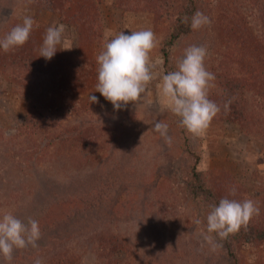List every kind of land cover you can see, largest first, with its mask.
I'll return each instance as SVG.
<instances>
[{
  "label": "rangeland",
  "instance_id": "1",
  "mask_svg": "<svg viewBox=\"0 0 264 264\" xmlns=\"http://www.w3.org/2000/svg\"><path fill=\"white\" fill-rule=\"evenodd\" d=\"M187 1L0 0V39L31 16L38 25L30 34L35 54L54 23L66 26L58 48H69L51 60L41 56L43 73L32 69L38 82L55 70L52 99L65 92L70 109L44 128L27 126L28 116H37L27 108L32 94L44 101L48 92L17 83L18 69L0 71V215L36 219L42 232L39 247L17 250L11 264L36 258L43 264H264V238L239 246L213 233L215 249L204 241L209 205L190 191L196 165L219 199L233 186L236 195L229 198L252 199L260 213L244 232H264V0H192L188 17L199 10L211 24L191 29L169 49L174 70L187 46L208 49L205 66L216 77L209 99L221 112L202 136L180 126L157 88L165 74L163 41ZM145 28L157 40L150 53L157 79L139 103L114 110L95 91L96 56L110 34ZM89 95L98 102L90 103ZM157 121L168 125L170 144L153 131ZM70 201L74 208L60 210ZM0 264H6L2 257Z\"/></svg>",
  "mask_w": 264,
  "mask_h": 264
},
{
  "label": "clouds",
  "instance_id": "2",
  "mask_svg": "<svg viewBox=\"0 0 264 264\" xmlns=\"http://www.w3.org/2000/svg\"><path fill=\"white\" fill-rule=\"evenodd\" d=\"M182 22L190 24L192 30H199L211 24L210 18L197 10L189 18L184 16ZM38 25L31 16H25L21 24H17L0 39V49L5 53L23 46L29 39L33 27ZM64 24L54 23L49 26L43 36L39 48V56L51 60L59 47L65 43ZM155 33L150 28L136 31H125L110 34L101 51L96 56L97 83L95 91L105 100L111 102L114 110H120L130 102L141 101L148 86L157 79L154 72L155 64L150 53L156 47ZM208 49L204 45L191 44L184 48L182 57L177 61L175 70L167 71L159 77L157 88L159 97L179 117L182 128L194 135H204L212 120L221 112V106L209 99V89L214 87L215 74L208 71L205 59ZM90 103H97V97L89 95ZM232 100L223 104L225 112L230 110ZM153 131L160 134L165 142L170 144L172 138L168 134V125L157 121ZM236 187L230 189L229 196L222 197L218 204L209 205V211L204 222L206 231L202 233L203 240L216 244L215 234L220 240L238 233L246 228L254 215H259L260 208L252 199L236 200L229 198L236 195ZM194 223L200 225L197 218ZM42 232L38 220L28 217L22 220L12 212L0 215V257L6 264H11L14 254L20 249H37ZM34 264H43L36 258Z\"/></svg>",
  "mask_w": 264,
  "mask_h": 264
},
{
  "label": "trees",
  "instance_id": "3",
  "mask_svg": "<svg viewBox=\"0 0 264 264\" xmlns=\"http://www.w3.org/2000/svg\"><path fill=\"white\" fill-rule=\"evenodd\" d=\"M191 1L192 0H188L186 5L184 6V9L182 10V12H178L179 14L177 16L176 23H175L173 29L167 35V37H165V39L163 41L162 48H161L160 52H161L162 57H163V67L165 69V74L167 71L174 70V66L170 64V60H169V56H168L169 49L178 41V39L181 36L187 35L188 33L191 32L190 24H185L182 22V18L184 16H188L190 14V11H189L190 7L189 6L192 5ZM263 12H264V10H263ZM260 17H263V16L261 15ZM263 23H264V21H263ZM9 31L10 30L7 29L4 36ZM79 36H80V34H79ZM35 51L36 50H34V42H33V39L31 38V36L29 37L28 41L23 46L16 47L7 53H5L2 49H0V71L6 72L10 69H18L20 71L18 72L17 78H15V80H17V83H18V81H20L24 85V87H26V89L29 91L34 90V87L37 86L38 88L40 87V88L44 89V91L48 92V94H49L48 97L51 98L49 100H48V98L45 97L44 101H42L41 100V98H43L42 96H41L40 100H38L35 98V95L32 94V96H30L29 101H28L27 114L28 115H37V116H36V119L28 116L26 124H27V126L41 129V128H44L47 125H49L51 122L56 121L57 119H61V116H63L64 112H69L70 109L68 108L69 105L67 104L68 100L66 98L65 92H62L63 89L61 90V92L64 94L60 93L57 95V97H54L56 99H52L53 96H56L52 93V91L57 85L54 83L55 81L52 79L53 76L51 75L55 70L49 72L48 78H47V76L44 77L43 76L44 74H42V76H40V78H39V82H38V78L35 79L31 76V73L33 72L32 69H33L34 65L36 66V71H39V68H41L42 73L44 70L43 66H46L45 63L41 62L42 57L39 56V54H35ZM38 63H40V64L42 63L41 64L42 66L38 65ZM53 65H55V64H53ZM61 69L63 70L64 68H61ZM80 69L78 71H76L77 74L81 73ZM69 73H67L66 76H65V74L61 75V80H64L66 82V77L69 75ZM27 74L33 80L32 85H30L26 81L25 76ZM88 86H90V85H88ZM43 94L47 95L45 92ZM59 95H60V97H58ZM30 104H32V106H30ZM243 117H245V119H246L245 114L243 115ZM38 118H41V119H38ZM245 119L243 121L244 123L246 122ZM90 142L93 143L92 138H90ZM190 173H191V178H192L191 185H190V191H191L193 197L196 200H200L201 202H207L208 205L218 204V202L220 200L217 196L218 194L215 192L214 188L205 186V184L203 183L202 178H201L202 173H200L197 170L196 165H194L192 167ZM70 206L72 208H74L75 204H73L72 201H70L68 203H64V205L61 207L60 210L64 211V210L70 208ZM57 209L58 208H55V210H57ZM51 213H50V215H51ZM50 215L48 217H46L47 222H50V219L52 218ZM254 232L255 231H252V232L249 231V233H248L249 235H247L244 232V228H241V230L238 233L229 235L227 240L231 239L232 241H239V243L241 242L239 244V246H240L243 242L245 243L247 240L248 241H256V240H258V238L259 239L264 238V232L263 231H257L256 235H250ZM248 236L250 238H247ZM104 242H108L107 247L110 245L111 246L110 249H112L115 246L114 243H113V245L111 244V242H113L111 240V238L106 239ZM108 249H109V247H108Z\"/></svg>",
  "mask_w": 264,
  "mask_h": 264
}]
</instances>
